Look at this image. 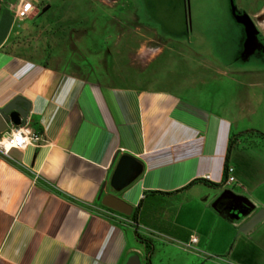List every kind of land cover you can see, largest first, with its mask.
<instances>
[{"label": "crops", "instance_id": "obj_1", "mask_svg": "<svg viewBox=\"0 0 264 264\" xmlns=\"http://www.w3.org/2000/svg\"><path fill=\"white\" fill-rule=\"evenodd\" d=\"M95 1L109 8L122 3ZM10 17L8 9L0 12V108L16 96L29 101L26 122L41 139L7 155L0 152V264H123L130 253H139L129 246V237L138 239L140 227L150 231L164 222L189 233L162 230L169 239L188 243L194 235L198 241L192 246L217 257L264 264V239L251 235L264 227V220L245 234L238 231L242 222L264 208L261 198L240 186L255 204L244 217L231 205L244 207L228 198L222 210L212 206L230 184L223 178V165L236 121L224 104H205L193 93L165 87L138 86L133 55H127L126 70L110 68L98 75L38 61L25 45L9 40L14 24ZM120 43L122 51L128 48L117 36L114 45ZM165 48L161 42L137 71L143 72ZM244 73L256 78L261 71ZM250 85L263 83L254 79ZM121 155L131 156L141 172L115 190L110 180ZM105 194L136 210L135 220L104 206ZM182 210L194 214L191 228L179 219ZM233 238H242L236 255L230 246ZM153 254L154 250L151 264ZM163 258L169 263L167 255Z\"/></svg>", "mask_w": 264, "mask_h": 264}, {"label": "rangeland", "instance_id": "obj_2", "mask_svg": "<svg viewBox=\"0 0 264 264\" xmlns=\"http://www.w3.org/2000/svg\"><path fill=\"white\" fill-rule=\"evenodd\" d=\"M231 2L256 20L264 37V0H122L114 8L95 0H0V12L8 9L14 23L9 37L11 43L25 45L26 52L38 61L71 72L84 68L90 75H98L111 72L110 68L126 70L127 55L131 58L133 55L137 69L134 68L132 74L138 86L165 87L193 93L205 104L211 100L224 104L229 116L236 121L229 153L235 181L226 189L245 196L240 189L242 186L264 202V61L255 56L249 61L240 57L243 28L232 15ZM25 3H30L32 8L26 15L19 16ZM255 15H259L258 18ZM139 25L147 28L136 29ZM117 36L120 42L127 44V49L122 51L121 43L120 47L114 45ZM161 42L166 46L164 52L143 72H138L141 62L152 57ZM218 70L227 74L222 75ZM257 70L261 74L256 78H252V74L243 75L244 71ZM141 73L144 76L138 75ZM254 79L261 80L263 86L251 87ZM226 201L228 199L220 201L215 208L222 210ZM251 212L245 208L236 211L239 217ZM193 216L182 210L179 219L191 228ZM159 227L150 231L139 228L140 237L151 244L150 254L154 250L155 264L159 257L164 264L175 261L205 264L208 260H230L229 264H239L236 257H217L199 246L194 247L195 250L186 248L202 259L194 258L182 250L184 242L169 239L162 233L176 227L166 222ZM260 227L251 235L264 239V227ZM176 230L180 235L189 234L182 228ZM240 239L233 238L230 243L235 255ZM169 244L175 248L167 246ZM129 246L138 248L140 262L145 264L148 254L141 240L129 237ZM165 255L169 263L164 261H168L163 258Z\"/></svg>", "mask_w": 264, "mask_h": 264}, {"label": "water", "instance_id": "obj_3", "mask_svg": "<svg viewBox=\"0 0 264 264\" xmlns=\"http://www.w3.org/2000/svg\"><path fill=\"white\" fill-rule=\"evenodd\" d=\"M45 10L46 8H44V11ZM231 11L237 22L242 23L245 27H247V23L249 26L253 25L247 14L244 13L238 17L235 16V5L233 2H231ZM30 105V102L23 97L16 96L5 106L1 107L0 133L4 132L11 124L20 125L22 121H25L29 113ZM140 172L141 165L139 163L129 155H121L112 174L110 184L115 190H121ZM226 198L230 199L232 202L240 204L246 209V211L255 210V204L249 198L236 194L230 189H225L217 197L212 206L215 208L221 200ZM102 203L104 206L124 215H130L132 212V208L129 204L112 194H105L102 198ZM263 220L264 209L260 208L239 225L238 231L245 234ZM123 264H141L139 255L135 252L130 253Z\"/></svg>", "mask_w": 264, "mask_h": 264}, {"label": "built area", "instance_id": "obj_4", "mask_svg": "<svg viewBox=\"0 0 264 264\" xmlns=\"http://www.w3.org/2000/svg\"><path fill=\"white\" fill-rule=\"evenodd\" d=\"M32 8L30 3H25L22 9L18 12L19 16L26 15ZM40 135L32 131L28 122L22 121L20 125L11 124L4 132L0 133V152L7 155L10 150H22L28 145H37L40 141ZM233 172L232 166H229L227 169V179L226 183H232L235 181L234 177L231 175ZM125 219L124 217H120ZM198 239L196 236L191 235L188 243H184L185 248H190L195 250L194 246L197 243Z\"/></svg>", "mask_w": 264, "mask_h": 264}, {"label": "flooded vegetation", "instance_id": "obj_5", "mask_svg": "<svg viewBox=\"0 0 264 264\" xmlns=\"http://www.w3.org/2000/svg\"><path fill=\"white\" fill-rule=\"evenodd\" d=\"M242 14H244V12L235 6V16L238 17ZM258 16L259 15H255L254 17L258 18ZM251 21L253 25L249 26L247 23V27H245L242 23L237 22L243 28V35L240 38V45L242 46L239 52L240 57L244 61H249L251 57L255 56L258 57L259 60L264 61V37L261 30L257 26L256 20L251 19ZM231 207L233 210L240 209L239 206L235 205H231Z\"/></svg>", "mask_w": 264, "mask_h": 264}, {"label": "trees", "instance_id": "obj_6", "mask_svg": "<svg viewBox=\"0 0 264 264\" xmlns=\"http://www.w3.org/2000/svg\"><path fill=\"white\" fill-rule=\"evenodd\" d=\"M233 142H234V139H233V136L229 137V140H228V144H227V149H226V154H225V159H224V165H223V178L226 180L228 175H227V169L228 167L230 166L229 165V153H230V149L233 145ZM129 217L132 219V220H135L136 218V210L133 211ZM137 238L138 239H141L139 234H137ZM142 243L144 244V247H145V250H146V253L148 254V258H146V261H145V264H151V261L149 259V255H150V252H151V244L149 241L147 240H144V239H141Z\"/></svg>", "mask_w": 264, "mask_h": 264}]
</instances>
